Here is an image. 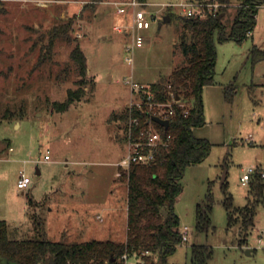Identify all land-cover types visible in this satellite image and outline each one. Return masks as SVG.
I'll return each mask as SVG.
<instances>
[{
	"label": "rangeland",
	"instance_id": "obj_1",
	"mask_svg": "<svg viewBox=\"0 0 264 264\" xmlns=\"http://www.w3.org/2000/svg\"><path fill=\"white\" fill-rule=\"evenodd\" d=\"M120 1L0 0V153L12 146L16 158L0 162V219L7 222L10 238L74 242L126 237L127 183L120 175L124 167L114 162L127 154L128 141L123 120H114L112 113L144 94L133 93L130 81L144 87L184 61L176 45L185 15L180 4L189 0H144L156 18L142 31L143 45L131 50L126 49L131 36L114 28L130 24L129 16L116 12ZM233 12L231 8L226 18ZM166 14L170 20L158 26ZM73 16L69 33L86 56L94 88L84 99L55 111L52 102L63 100L67 88L75 86L72 44L58 39L43 52L46 58L40 57L50 29ZM214 43L215 73L202 90L204 122L193 128L210 142V152L184 169L174 211L187 240L168 255L167 263L193 264L191 246L203 244L212 248L206 264H264V203L256 207L246 242L238 245L239 226L228 225L220 183L226 167V192L232 209H238L248 192L239 179L242 170L258 161L259 152L264 157V59L254 63L250 58L252 46L264 50V5L245 39L220 41L215 35ZM6 108L15 112L10 119L2 118ZM47 149L50 159L45 161ZM19 169L32 180L25 190L16 184ZM208 194L210 224L199 230L196 211L206 207ZM104 204L116 207L111 217L101 210ZM136 262L135 255L126 259V264Z\"/></svg>",
	"mask_w": 264,
	"mask_h": 264
},
{
	"label": "trees",
	"instance_id": "obj_2",
	"mask_svg": "<svg viewBox=\"0 0 264 264\" xmlns=\"http://www.w3.org/2000/svg\"><path fill=\"white\" fill-rule=\"evenodd\" d=\"M198 1L205 3L209 0ZM216 1L220 3L216 12L204 7L202 16L182 17V30L176 46L182 52L184 61L168 75L143 87L144 98L150 93L153 102H167L171 93L178 95L179 101L173 105L174 113L167 118V127L151 120L164 141L157 146L154 159L148 163H131L120 172L127 183L125 239L74 242L45 237L15 239L8 236V224L0 219V264H4V261L14 264H126V259L132 255L137 257L136 264H168V255L183 241L174 203L183 189L181 179L184 169L188 164L202 161L210 152V142L196 136L193 128L204 122L202 90L205 84L212 82L215 73L214 37L217 35L220 41H242L251 34L257 11L264 5V0ZM231 8H234V12L226 18ZM219 14L222 15L219 17ZM74 17L50 29L47 50L41 52L40 60H44L46 56L43 52H49L56 40L64 39L72 44L69 58L76 73L75 86L67 88L63 100L52 102L55 111H63L71 103L84 99L94 88V79L88 75L86 56L69 33ZM250 58L254 63L264 59V50L252 46ZM225 95L227 98L232 97L229 91ZM150 114L148 104L143 102L141 109L136 105H127L113 112L112 118L123 120L127 137L129 119L137 117L138 124L131 127L134 137L139 129L147 126ZM14 115V111L6 108L2 118L10 119ZM167 135L170 137L167 138ZM222 188L228 225L239 226L238 245H242L254 225L257 205L264 203V180L257 174L252 177L248 184L246 203L235 210L232 209V197L226 192L225 181ZM207 199L206 207L202 209L199 206L196 211V228L199 230H207L210 224V194ZM211 256L210 246H191L193 264H206Z\"/></svg>",
	"mask_w": 264,
	"mask_h": 264
},
{
	"label": "built area",
	"instance_id": "obj_3",
	"mask_svg": "<svg viewBox=\"0 0 264 264\" xmlns=\"http://www.w3.org/2000/svg\"><path fill=\"white\" fill-rule=\"evenodd\" d=\"M182 9L185 11V15L202 16L205 8L210 12H216L220 3L216 0H209L208 2L202 3L198 0H189L188 2H183L180 4ZM116 12L119 14H124L130 17V24H116L114 28L121 32H126L131 36L130 44L126 45L127 50L133 49L135 46H142L145 40V35L142 31L151 27L152 21L156 18L154 11L147 8V2L144 0H123L116 4ZM128 62L133 61V57L127 56ZM131 90L133 93L139 94L143 91V85L138 84L135 81H130ZM151 94H147L144 98L141 95L140 100L134 101L129 104L130 107L136 105L138 108H142V103L146 102L148 108L151 112L150 121L146 127L139 129L137 136L131 135V127L138 124L137 117H131L128 122V152L121 158L118 165L121 167H129L131 163H148L154 159L155 151L157 146L164 143L161 132L154 127L152 121L153 115L159 116L162 119H167L170 115L174 113L173 105L178 103V99H175V95L171 93V98L167 102H153L151 100ZM152 120V121H151ZM156 122V121H155ZM159 124V123H158ZM161 125V124H159ZM163 127V125H161ZM170 135H167L169 138ZM252 140V137H250ZM44 160H49V150L43 157ZM259 175L264 180V157L261 156L260 159L255 163L251 164L242 170V174L239 177L242 185H248L253 176ZM31 177L26 173L24 169L18 171L17 176V187L19 189L25 190L31 183ZM182 239L187 240V232H182Z\"/></svg>",
	"mask_w": 264,
	"mask_h": 264
},
{
	"label": "crops",
	"instance_id": "obj_4",
	"mask_svg": "<svg viewBox=\"0 0 264 264\" xmlns=\"http://www.w3.org/2000/svg\"><path fill=\"white\" fill-rule=\"evenodd\" d=\"M256 18H257V14H256ZM19 125H20V123L17 121L16 126H19ZM262 143L264 144V136L262 138ZM13 150L14 149H13L12 146H8L7 151L4 154L0 153V162H8V161H11V160L12 161L15 160L16 158L12 157V154H11V151H13ZM123 156H124L123 154H120L119 158L117 159V161L114 162V164L118 166V162L121 160V158H123ZM261 156H263V154L261 152H259L257 154L258 160L260 159ZM28 160L29 161L30 160L33 161V159H26L25 161H28ZM42 160H44V159L42 158ZM34 161H36V163H38V161H40V159H36ZM45 161H48V160H45ZM40 172H41L40 168L36 165V173L39 174ZM3 176H4V173H3L2 170H0V181L3 179ZM17 176H18V174H17ZM2 189L3 188H1V184H0V194H3ZM108 205L107 204H104L103 206L101 205V210L107 212V216L111 217V215L114 213V210L116 209V207L111 206V205L108 206ZM93 209H95V208H93ZM126 210H127V206H126ZM97 216H99V214H97ZM103 220H105V219H103Z\"/></svg>",
	"mask_w": 264,
	"mask_h": 264
},
{
	"label": "water",
	"instance_id": "obj_5",
	"mask_svg": "<svg viewBox=\"0 0 264 264\" xmlns=\"http://www.w3.org/2000/svg\"><path fill=\"white\" fill-rule=\"evenodd\" d=\"M221 15H222V14H219V17H220ZM169 20H170V15H169V14L164 15L162 21H160V22L158 23V26H161V25H162V22H166V21H169ZM175 99H179V96H178V95H175ZM152 119H153L154 121H156L157 123L163 125L164 127H167V125H168V120H167V119H162V118H160L159 116H156V115H153V116H152ZM226 171H227V170H226V167H224L223 172H222V176H221V180H220V183H221V184L224 182V180H225V178H226ZM246 252L249 253L250 250L247 249Z\"/></svg>",
	"mask_w": 264,
	"mask_h": 264
}]
</instances>
